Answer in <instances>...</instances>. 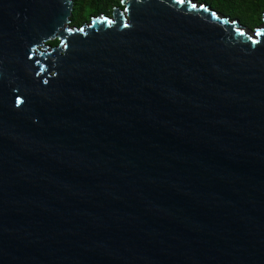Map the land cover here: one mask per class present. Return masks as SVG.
Here are the masks:
<instances>
[{"label":"water","instance_id":"1","mask_svg":"<svg viewBox=\"0 0 264 264\" xmlns=\"http://www.w3.org/2000/svg\"><path fill=\"white\" fill-rule=\"evenodd\" d=\"M121 3L0 0V264H264V17Z\"/></svg>","mask_w":264,"mask_h":264},{"label":"trees","instance_id":"2","mask_svg":"<svg viewBox=\"0 0 264 264\" xmlns=\"http://www.w3.org/2000/svg\"><path fill=\"white\" fill-rule=\"evenodd\" d=\"M209 5L212 9L255 29L262 21L264 0H195ZM114 0H73L71 24L81 27L89 19L104 13V9Z\"/></svg>","mask_w":264,"mask_h":264},{"label":"rangeland","instance_id":"3","mask_svg":"<svg viewBox=\"0 0 264 264\" xmlns=\"http://www.w3.org/2000/svg\"><path fill=\"white\" fill-rule=\"evenodd\" d=\"M199 4H201V2H199V1H197ZM124 7H123V5H122V3H121V0H114V2L113 3H111V4H109L108 6H107V10H106V13H105V16H107V17H111L112 16V12L114 11V10H122ZM95 17H98V16H95ZM263 17H264V14L262 15V19H263ZM94 18V17H93ZM91 21V19H89V21H88V23ZM87 23V24H88ZM70 25L71 26H76V25H73V24H71L70 23ZM84 25V24H83ZM263 25V21H261L260 22V24L256 27V28H258V27H261ZM82 26V25H81ZM77 27V26H76ZM246 27V26H245ZM246 28H248V27H246ZM253 30H255V29H249V31H253Z\"/></svg>","mask_w":264,"mask_h":264},{"label":"flooded vegetation","instance_id":"4","mask_svg":"<svg viewBox=\"0 0 264 264\" xmlns=\"http://www.w3.org/2000/svg\"><path fill=\"white\" fill-rule=\"evenodd\" d=\"M109 4H111V3H109ZM109 4H108V5H109ZM108 5H107V6H108ZM106 10H107V7L104 9V13H101L99 16H102V15L105 16Z\"/></svg>","mask_w":264,"mask_h":264},{"label":"snow or ice","instance_id":"5","mask_svg":"<svg viewBox=\"0 0 264 264\" xmlns=\"http://www.w3.org/2000/svg\"><path fill=\"white\" fill-rule=\"evenodd\" d=\"M257 35H259V33H257Z\"/></svg>","mask_w":264,"mask_h":264}]
</instances>
